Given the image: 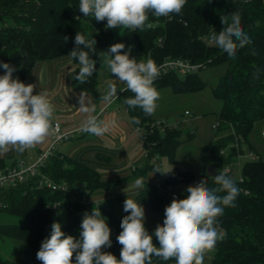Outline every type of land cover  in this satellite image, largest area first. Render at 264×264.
I'll use <instances>...</instances> for the list:
<instances>
[{
	"label": "trees",
	"instance_id": "1",
	"mask_svg": "<svg viewBox=\"0 0 264 264\" xmlns=\"http://www.w3.org/2000/svg\"><path fill=\"white\" fill-rule=\"evenodd\" d=\"M234 14L239 15L240 27L249 35L251 43L239 48L235 58L229 61L207 41L209 36L219 35L230 26V16ZM106 24V19L96 21L91 15L83 16L79 12V0H0V61L15 66L17 70L13 75L25 83L27 74L38 62L69 55L75 47L76 33L81 32L96 40V51L90 53L95 60L105 48L124 43L126 48L122 53L131 48L130 57L143 54L157 65L167 57L200 63L199 70L225 63L226 70L212 90L214 97L221 101L215 120L218 124L212 126L214 141L199 150L203 173L195 177L183 172L180 177L194 182L188 190L200 182L217 187L214 178L205 174L207 165H216L219 174L225 166L233 164L239 154L255 151L257 158L242 164L238 178L232 176V170L225 173L236 181L241 191L236 206L225 207L224 214L218 217L219 230L224 236L213 249L212 264H264V159L250 140L254 125L264 119V71L257 75V68H264V0H187L179 14L169 17L156 16L149 11L143 28H107ZM73 60L78 62L76 58ZM95 67L96 72L87 81H78L79 89L96 92ZM5 71L0 68V74ZM154 83L156 88L170 87L177 94L205 86L198 71L185 75L168 72L159 75ZM133 96V92L125 90L118 98L127 107L131 122L133 118L140 120L139 125L132 124L140 129L146 152L144 170L138 174L143 177L147 170L160 166L161 156H174L180 143V130L166 127L160 131L152 126L155 120L151 115L125 103ZM96 156L109 161L106 155ZM155 156L157 160H153ZM4 167L0 160V168ZM40 171L55 184H66L67 189L39 187L36 177L0 188V219L6 215L22 218L21 223L0 220V241H18L17 256L2 258L0 264H42L36 253L50 235L53 222H60L66 234L78 236L85 212L91 213L93 208H100L112 227V245L106 251L119 259L123 246L116 237L122 231L121 220L101 203L88 202L93 192L109 190L116 180L102 179L96 168L58 152ZM164 197L154 184L143 179V188L135 195V200L156 211L161 209ZM145 227L150 234L155 230L147 224ZM153 242L159 246L156 237ZM74 258L75 253L73 261ZM152 264H161L160 259L153 256Z\"/></svg>",
	"mask_w": 264,
	"mask_h": 264
},
{
	"label": "clouds",
	"instance_id": "2",
	"mask_svg": "<svg viewBox=\"0 0 264 264\" xmlns=\"http://www.w3.org/2000/svg\"><path fill=\"white\" fill-rule=\"evenodd\" d=\"M186 2L79 0V12L85 17L93 16L96 21L106 19L107 28L137 29L145 26L149 11L156 16L169 17L173 13L179 14ZM220 26L223 27L222 20ZM207 42L231 61L239 48L251 43V38L240 27L239 15L234 14L230 16V26L219 35L209 36ZM74 43L75 47L68 56L78 59L79 71L75 79L83 83L96 72L97 61L90 55L96 51V40L93 36L89 38L77 32ZM125 48L124 43L109 47L108 67L111 74H115V80L126 84L127 88L120 91L130 90L134 93L125 103L130 108L139 107L146 115H151L157 108L160 95L154 83L159 76V67L150 57L147 60L130 57L131 48L122 53L121 50ZM0 68L6 70L0 74V151H6L11 146L23 152L43 142L49 135L55 106L47 91L33 94L34 84H25L15 77V66L0 61ZM262 71L264 68H257V75ZM116 96L117 86L109 81L100 99L110 104ZM78 102L80 111L86 114L81 124L82 131L103 136L115 126V120L100 119L92 114L95 107L84 94H80ZM132 123L139 125L140 120L133 118ZM213 178L217 187L200 182L183 193L185 202L169 203L165 207L163 225L158 224L151 234L145 227L144 207L127 197L123 211L128 215L122 218V231L116 237L123 246L119 259L113 253L102 250L111 247L112 240L107 218L100 208H93L91 213L85 212L78 236L66 234L60 222H53L51 233L42 241L36 258L42 264H152V257L156 256L161 264H168L169 261L171 264H204L205 253L213 250L217 241L224 236L219 230L218 217L224 214L225 207L236 206L235 201L241 191L236 181L223 172ZM134 184L141 187L143 179L137 178ZM153 237L158 239L159 246L153 242Z\"/></svg>",
	"mask_w": 264,
	"mask_h": 264
},
{
	"label": "rangeland",
	"instance_id": "3",
	"mask_svg": "<svg viewBox=\"0 0 264 264\" xmlns=\"http://www.w3.org/2000/svg\"><path fill=\"white\" fill-rule=\"evenodd\" d=\"M225 70V63L198 70V75L205 83V86L197 91L177 94L170 87L157 89L160 95L157 101V108L151 116L158 123L175 126L180 130V143L175 150L174 156L172 158L161 156L159 158L160 166L147 170L143 177L138 175L144 170L146 164L145 151L143 149L138 158L130 163L128 170L124 173H114V171L104 173L105 170L99 169L102 179L116 181L109 190L93 192L89 196L88 202L93 204L101 203L102 207L111 210L116 218L122 220L125 216L123 211L124 201L127 197L135 200L136 194L132 191V188H135V180L144 178L155 186L158 180H162L165 182L164 187H170V190L165 194L161 209L155 211L144 202L140 203L145 209V224L154 229H156L158 224L163 225L165 207L169 203L180 204L185 202L186 197L183 193L194 185V182L181 180L180 174L189 172L196 177L203 173L204 166L199 159V150L214 141L215 130H213L212 126L216 122V117L221 109V101L214 97L212 90ZM180 77L182 78V76ZM185 111L189 115H185ZM262 131H264V119L254 125L250 140L253 141L255 148L264 159V137L261 136ZM132 167L136 168V172L131 171ZM157 170L160 172H155ZM239 174L238 168L232 172L234 178H238ZM169 193L177 194L179 199L177 201L170 200ZM0 220L8 223L22 222V218L9 215L4 216ZM110 229L111 236L112 227ZM71 235L76 236L74 233ZM107 249L103 248L102 250L106 251ZM207 252L213 253V250ZM17 254L18 241L12 239L0 241V259L15 258Z\"/></svg>",
	"mask_w": 264,
	"mask_h": 264
},
{
	"label": "crops",
	"instance_id": "4",
	"mask_svg": "<svg viewBox=\"0 0 264 264\" xmlns=\"http://www.w3.org/2000/svg\"><path fill=\"white\" fill-rule=\"evenodd\" d=\"M108 50L109 48H105L96 60L97 85L95 93L77 87L78 80L75 77L76 72L79 71V62H75L68 55L38 62L27 74L25 84L35 85L33 94L38 91L48 92L55 106L53 121H59L64 130L81 128L86 114L79 109L80 94H84L93 102L95 107L93 115H97L100 119L115 120V126L103 136H95L81 130L69 140L61 142L57 146L56 152L88 164L98 171L99 169L105 170L104 173L113 171L114 173H124L128 170L130 163L141 154L143 146L140 134L132 124L124 102L118 98L110 104H105L100 99L105 93L109 81L116 84L117 92L127 87L124 82L115 80V74H111L107 64V60L110 59L107 54ZM134 57L147 60L143 54H135ZM151 118L153 119L152 116ZM47 142L48 136L43 142L27 148L23 152H18L9 146L6 151H0V160L6 167L20 160L31 163ZM251 142L254 144L252 140ZM247 152L248 150L244 151L233 164L228 165L232 172L238 168L240 173L242 164L248 160ZM97 154L106 155L109 161L98 159ZM142 188L143 184L141 187L135 186L132 191L137 194ZM212 261L213 253L206 252L204 264H212Z\"/></svg>",
	"mask_w": 264,
	"mask_h": 264
},
{
	"label": "built area",
	"instance_id": "5",
	"mask_svg": "<svg viewBox=\"0 0 264 264\" xmlns=\"http://www.w3.org/2000/svg\"><path fill=\"white\" fill-rule=\"evenodd\" d=\"M200 63H191L187 59L182 58H165L160 64L159 67V75L168 73V72H176L180 75H185L188 73L197 72L200 68ZM127 88V87H125ZM124 88V89H125ZM122 91L117 92V96L113 98V100L118 99L121 95ZM185 115H189L187 111L184 113ZM218 123H215L213 126H216ZM152 126H156L160 131H163L166 127L168 128H177L175 126H168L162 123H158L155 121ZM138 132H140L139 128H136ZM81 132V128H77L74 130H64L61 127L59 121H52V125L50 128V132L48 135V142L45 147H43L35 160L31 163H26L23 160L13 163L10 166L0 168V188L7 187L10 185H15L16 183L24 181L28 177H36L38 181V186H46L51 187L53 189L60 188L63 190L67 189L66 184H55L51 179H49L45 174H43L40 169L46 164L48 159L56 153L57 146L64 141L69 140L75 133ZM261 136L264 137V131L261 132ZM223 151H221L222 153ZM146 154V152H145ZM240 156V154L238 155ZM248 159H256L257 155L253 151L247 152ZM153 160H157V156L153 158ZM136 168L132 167L131 171H135ZM223 173L231 172L230 167L227 165L222 169ZM165 182L162 180H158L156 185L159 192L166 194L170 187H164ZM170 200L177 201L179 196L175 193H169ZM114 232L112 231V234Z\"/></svg>",
	"mask_w": 264,
	"mask_h": 264
},
{
	"label": "water",
	"instance_id": "6",
	"mask_svg": "<svg viewBox=\"0 0 264 264\" xmlns=\"http://www.w3.org/2000/svg\"><path fill=\"white\" fill-rule=\"evenodd\" d=\"M205 174L209 177L218 175V167L216 165H207L205 168Z\"/></svg>",
	"mask_w": 264,
	"mask_h": 264
}]
</instances>
